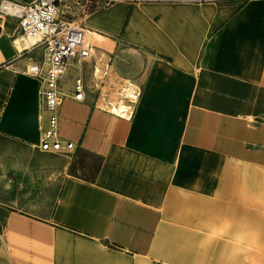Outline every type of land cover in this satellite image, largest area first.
Wrapping results in <instances>:
<instances>
[{
	"label": "crops",
	"instance_id": "1",
	"mask_svg": "<svg viewBox=\"0 0 264 264\" xmlns=\"http://www.w3.org/2000/svg\"><path fill=\"white\" fill-rule=\"evenodd\" d=\"M96 1L106 5L97 6L88 14L85 25L104 36L102 42L106 46L113 43L114 48L121 41L129 42L127 48L112 52L107 47L100 50L102 54L109 53L105 63L106 73L109 70L106 87L112 88L124 78L138 79L144 73L146 76L132 116L129 119L120 117L129 120L128 134L127 131L113 133L112 139L104 142L99 150L90 146L97 135V127L102 124L104 128L114 129L116 122L98 114L95 104L85 101L88 92L86 66L91 63L94 51L81 67L87 87L82 102L72 103L75 100L68 89L63 92L57 108L59 134L64 139L65 136L77 139V170L82 178L68 175L57 178L55 164L48 160L50 156L46 153L50 151L38 147L47 124V113L37 94V77L23 69L27 59H41L42 50L34 48L40 52L24 56L22 53L26 50H18L12 42L19 35L15 18L8 17V20L0 15V153L22 155L25 158L19 161V169L38 173L30 187L27 184L19 187L16 195L19 208L8 205V200L13 199L0 189V264H229L223 260L216 263L213 251L183 257L179 252L181 243L177 238L174 241V236H161L159 256L154 257L156 251L147 258L139 254L150 241L149 236L147 241L148 232L140 220L146 211L139 209L164 207L173 179L183 177V172L175 171L170 157L175 152L173 147L177 148L180 142L179 127L190 107L193 122L201 105L222 107L224 115L215 114L219 131L230 122L242 123L241 119L233 121L229 116L233 111L252 113L259 120L264 119V53L255 82L249 85L240 79L233 80L231 55H226L222 48L233 20L229 17L237 12L251 19L264 16V0H154L146 2L147 8L158 13L151 18L131 17L140 7L137 0ZM260 21L264 22V18ZM133 25L139 28L133 29ZM248 31V28L243 30L238 40L232 38L236 46L254 39L248 38L251 35ZM257 38H264V25ZM138 42L146 44L136 48ZM93 66L95 62L91 64L94 74ZM66 70L69 82L72 74L80 73L78 69L73 72L72 67ZM75 112H80L75 126L68 118L60 126L61 117ZM94 113L97 117L92 121ZM39 136L38 143L33 144ZM183 156L185 153L180 155L181 161H184ZM27 157L48 162H28ZM65 162L58 170L71 174L72 165ZM180 163L184 170L185 165ZM190 169H206L211 179L216 178L215 171H221L223 176L211 183L213 194L224 196V203L216 204L224 218H230V224L170 229L161 225L158 227L162 235L169 230L172 234H196L201 237L191 239L215 244L216 238L209 236L211 230L219 228L220 232L242 234L255 228L242 224L243 211L247 208L234 204L252 199L251 190L236 187L242 181L237 176L239 167L193 160ZM85 189L90 196L94 194L86 199L87 206L76 208L72 200L82 196ZM235 218L240 222L233 223Z\"/></svg>",
	"mask_w": 264,
	"mask_h": 264
},
{
	"label": "rangeland",
	"instance_id": "2",
	"mask_svg": "<svg viewBox=\"0 0 264 264\" xmlns=\"http://www.w3.org/2000/svg\"><path fill=\"white\" fill-rule=\"evenodd\" d=\"M137 1L139 2L136 4L140 7L135 14L133 13L131 15V17L151 18L158 16L156 11L146 7V2L154 0ZM105 5L106 3L103 5L99 4L98 6L101 7ZM0 15L3 16V18L10 17L4 16V13L2 12ZM262 18H264V16L252 17L251 19L247 17V15L238 12L229 17V19L233 20L231 21L230 29L226 33V41L222 48L226 55H231V75L233 80L240 79L246 81L249 85H252L255 82L254 78L256 77L262 53H264V38L259 40L257 38V33H259L261 26L264 25V22L260 21ZM87 20L88 17L84 19V23L88 24ZM255 24L257 26H253ZM132 28L138 29L139 27L133 25ZM247 28L249 29L248 33L251 34L248 35V38L254 37V39L252 41L249 40L248 43H240L241 45L236 46L232 38L236 37L237 40L240 39L243 34L242 31L247 30ZM205 40L206 38H203L204 42ZM92 44L94 46V53L90 60L91 63L89 66H86L87 69L85 67L87 70L85 72L86 78L84 74L88 86L87 98L85 101L95 104L94 106L97 108L96 112H98V114L106 115V118L116 122L114 129L104 128L102 124L97 127V135L93 138L90 146L91 149L99 150L104 142L112 139L113 133L127 131L126 134H128L129 130V120H125L110 113L108 111L109 104L106 105V101L116 102L123 98L122 100L126 102V98H124L127 96L125 92L126 88H130V90L137 89L139 93H141L143 85L142 81L146 74L139 75L138 79H121L114 87L107 88L105 84L109 70L104 76H101V72L109 53L102 54L100 50L107 47L109 52H112L113 49L127 48L129 42L121 41L120 43H117V46L114 48L113 43H109L108 46H106L105 43L101 42L98 47L93 42ZM130 44L134 43L131 42ZM144 44L146 43L138 42L136 43V48H142L141 46ZM35 51L40 52V49L33 48V50H28L22 54L24 56H34L36 55ZM17 58L19 59V55ZM32 59L35 58L32 57L27 59L24 62V65ZM93 62H95V67L98 68V72L94 74L91 72V64H93ZM68 67H72L73 72L77 69L73 65H69ZM67 71L68 70L63 73L60 82V92L62 94L63 92H66V89L70 92L71 83L73 81L72 78H74L73 76L75 74H72L73 76L70 77L69 82L66 77ZM234 92L233 87V94ZM63 97L64 94L62 95V98ZM139 97L140 94L134 104V109L139 101ZM71 98L75 100L72 103L82 102L81 100L74 99L72 94ZM215 114L223 116V108H212L209 105H201L200 112L196 114L197 119L193 122L190 107V111L184 116L182 127H179L180 142L177 145V148L175 147L176 145L173 147L175 152L170 157L173 159V162L170 163L175 167V171L178 172L179 170L180 172H183L184 175L182 178L176 176L173 179L169 193V200L164 207H161L160 209H139L146 211L144 212L145 217L140 220L142 222L141 225L145 226L146 231L148 232L146 234L147 241L148 236L150 237V241H148L149 245L146 247L145 251L143 249L139 251V254L146 258L155 251L154 257L159 256V253L157 252H159L161 236L164 238L167 236H174V241H176L175 238H177L181 243L179 252L183 257H193L199 252L203 254L205 251L209 253L213 251L215 252L216 263L223 260V263L229 264H264V119L260 118L261 120H259V117L252 115V113H235L233 111L229 116L233 118V121L235 118L241 119L242 123L230 122L224 130L219 131V129H217L219 123L216 121ZM94 115L95 113L93 116ZM93 116L91 120L95 121L96 118ZM67 118L71 125L75 126L80 119V112H75L69 117H61L59 120L60 126L67 121ZM86 120L88 121L87 118ZM107 124H109L108 121ZM221 124L223 125V118ZM65 137L76 144L77 139L70 136ZM39 139L40 136L37 140L33 141V144H37ZM131 139L137 141L136 138ZM78 149L79 144L66 152H46L50 156V159L48 160L55 164L57 169L55 176L57 178H63L66 175L71 178H82L80 177L82 175L79 174V171L77 170L79 164V157L77 154ZM182 150L186 151L183 152ZM183 153H185V156L182 157L184 161H181L179 157ZM24 158H22V155L16 153H0V189H4L7 192L6 196L13 199L8 200L7 204L16 208H19V205L16 202V195L19 194V187L22 188L26 184L30 187L32 181L38 178L36 170L19 169V161H23ZM25 160L28 162H48V160L37 161L32 157H27ZM64 160L66 161V164L68 163V166L71 163V174L68 172L65 173L63 170H58V168L63 167ZM193 160H198L203 164L208 162H215L216 164L221 163V165L230 163L233 166L240 168V170L237 171V176H240L242 181H240L239 185L236 187L244 189L245 191L251 190L252 199L250 201H244L242 199L240 202H233L234 204L238 203L247 208L243 211L244 219H242V224H247L249 227H255L250 230L251 232L242 234L224 233L220 232V229L217 228L211 230L212 232L209 233V236L216 238L215 244H208L206 241L201 242L196 239H191L193 237H201L196 234L170 233V227H225L230 224V218L225 219L222 210H220L216 204V202L224 203V196L213 194V186L211 183L213 180L215 181L216 178H221L223 174L221 171H217V173L215 171L214 176H216V178L214 177L213 179L212 177L211 179V173L206 169H195L193 171L190 169ZM180 162H182V165H185L184 170H182L181 167L183 166H181ZM192 174L194 176H191ZM93 194L94 193H92V195ZM92 195L90 196L89 191L85 189L83 195L75 197L72 202L76 208L85 207L88 205L86 199L88 197L91 199ZM138 208L139 207H137V210ZM137 221H139V219H137ZM144 221L145 223H143ZM235 221L240 222V219L235 218L232 222L234 223ZM161 225L169 227V233L164 231V234L162 235L159 228ZM179 237L181 239H179ZM189 252L190 254H188ZM154 260H157V257Z\"/></svg>",
	"mask_w": 264,
	"mask_h": 264
},
{
	"label": "built area",
	"instance_id": "3",
	"mask_svg": "<svg viewBox=\"0 0 264 264\" xmlns=\"http://www.w3.org/2000/svg\"><path fill=\"white\" fill-rule=\"evenodd\" d=\"M12 3L10 14L16 20L18 34L31 43L27 49L41 47L42 50L41 59L31 60L24 67L25 73L37 77V94L42 109L47 113V124L38 147L50 152L69 151L75 147V143L61 138L58 129L57 108L63 95L60 82L65 68L75 66L80 73L74 76L70 92L76 100L85 98L87 87L81 67L92 55L94 46L87 35L89 27L84 19L99 4L96 0H28ZM106 70L107 64L101 76L106 74ZM93 72H98L95 66ZM138 96L139 91L132 89V93L124 97L126 106L121 117L129 119L132 116Z\"/></svg>",
	"mask_w": 264,
	"mask_h": 264
},
{
	"label": "bare ground",
	"instance_id": "4",
	"mask_svg": "<svg viewBox=\"0 0 264 264\" xmlns=\"http://www.w3.org/2000/svg\"><path fill=\"white\" fill-rule=\"evenodd\" d=\"M12 2L13 1H8V0H4L3 2H1L0 12L4 13V16L12 17L10 14L11 4H13ZM7 19L9 20L8 17H7ZM87 35H88L89 39L97 47L102 42L103 37H104L101 34H99L96 30H93L92 28H87ZM12 42L14 45H17V49L21 50V51L24 49L26 51L29 50L27 48L30 47V45H31V43L27 39L21 37L20 35H17L14 39H12ZM67 68H68V66H67ZM67 68H65L64 72L66 71ZM96 69H98V68H96ZM125 92H126V95L128 96L132 93V90H130V88H126ZM70 96H71V92H70ZM122 99H119L116 102L108 101V103H109L108 111L114 115L121 117V115H123V110L125 109V106H126V104L124 103V100H122ZM93 117L96 118L97 117L96 114Z\"/></svg>",
	"mask_w": 264,
	"mask_h": 264
}]
</instances>
